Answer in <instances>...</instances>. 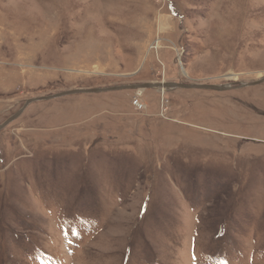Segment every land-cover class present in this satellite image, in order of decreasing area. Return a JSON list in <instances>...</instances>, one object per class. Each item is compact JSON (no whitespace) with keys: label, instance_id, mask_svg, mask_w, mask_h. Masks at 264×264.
<instances>
[{"label":"rangeland","instance_id":"obj_1","mask_svg":"<svg viewBox=\"0 0 264 264\" xmlns=\"http://www.w3.org/2000/svg\"><path fill=\"white\" fill-rule=\"evenodd\" d=\"M263 79L264 0H0V125ZM21 114L0 264H264V82Z\"/></svg>","mask_w":264,"mask_h":264},{"label":"water","instance_id":"obj_2","mask_svg":"<svg viewBox=\"0 0 264 264\" xmlns=\"http://www.w3.org/2000/svg\"><path fill=\"white\" fill-rule=\"evenodd\" d=\"M264 82V79L258 82H255L250 85H258ZM237 88L246 87L249 86L245 83H238ZM176 88H182V89H203V90H212V91H224L229 90V85H186V84H173V83H145V84H135V85H121V86H112L107 88H96V89H76L72 91H66L59 94L46 96V97H40V98H34L28 100L24 107L17 112L15 115L7 119L4 123L0 125V130L6 127L10 122L17 119L20 114L23 112L24 108L27 107L29 104L38 102V101H47L52 100L56 98H60L62 96H68L72 94H88V93H103V92H113V91H120V90H135V91H144L146 89H155V90H172Z\"/></svg>","mask_w":264,"mask_h":264},{"label":"flooded vegetation","instance_id":"obj_3","mask_svg":"<svg viewBox=\"0 0 264 264\" xmlns=\"http://www.w3.org/2000/svg\"><path fill=\"white\" fill-rule=\"evenodd\" d=\"M238 83H239V82L228 83V84H222V85H229V86H230V90H231V89H238V88H237V87H238V86H237ZM250 84H251V83H250ZM250 84H248V85H249V86H252V85H250ZM258 85H259V84H258ZM249 86H246V87H249ZM253 86H255V85H253ZM33 99H34V98H33ZM26 102H27V101H25V102L23 103V106L17 107V109L14 111V113L11 115V117H12L13 115H15L17 112H19V111L24 107V105H25ZM38 102H40V101H38ZM31 104H32V103H31ZM28 106H29V105H28ZM28 106H27V107H28ZM27 107L24 108L23 112L27 109ZM23 112H22V113H23ZM21 115H22V114H21ZM21 115H20V116H21ZM20 116H19V117H20ZM9 118H10V117H9ZM9 118H8V119H9ZM6 120H7V119H6ZM4 122H5V121H4Z\"/></svg>","mask_w":264,"mask_h":264},{"label":"built area","instance_id":"obj_4","mask_svg":"<svg viewBox=\"0 0 264 264\" xmlns=\"http://www.w3.org/2000/svg\"><path fill=\"white\" fill-rule=\"evenodd\" d=\"M132 106L137 108L138 110L144 109V105L138 100L137 95H136V98L132 101Z\"/></svg>","mask_w":264,"mask_h":264},{"label":"bare ground","instance_id":"obj_5","mask_svg":"<svg viewBox=\"0 0 264 264\" xmlns=\"http://www.w3.org/2000/svg\"><path fill=\"white\" fill-rule=\"evenodd\" d=\"M235 78H232V80H234ZM235 81V80H234ZM140 91V90H139Z\"/></svg>","mask_w":264,"mask_h":264}]
</instances>
